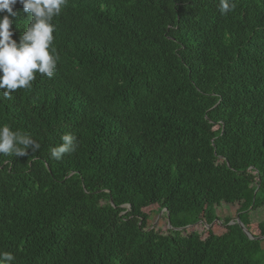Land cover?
Wrapping results in <instances>:
<instances>
[{"label":"trees","instance_id":"obj_1","mask_svg":"<svg viewBox=\"0 0 264 264\" xmlns=\"http://www.w3.org/2000/svg\"><path fill=\"white\" fill-rule=\"evenodd\" d=\"M68 0L51 78L5 97L0 124L40 150L0 154V251L14 264H264V0ZM13 39L30 20L15 6ZM72 133L61 160L50 149ZM172 229L150 228L145 209ZM205 231V230H204Z\"/></svg>","mask_w":264,"mask_h":264},{"label":"clouds","instance_id":"obj_2","mask_svg":"<svg viewBox=\"0 0 264 264\" xmlns=\"http://www.w3.org/2000/svg\"><path fill=\"white\" fill-rule=\"evenodd\" d=\"M68 0H0V90L5 97L18 89H30L39 73L51 78L56 70L59 55L53 47L56 26L53 19L59 16ZM22 5L29 14L26 30L13 39L14 8ZM232 0H219L220 13L232 11ZM40 144L31 134L13 131L8 124H0V154L6 156H28L40 150ZM76 148V137L72 133L61 136V143L51 147L50 157L61 160ZM15 256L9 251H0V264H14Z\"/></svg>","mask_w":264,"mask_h":264},{"label":"rangeland","instance_id":"obj_3","mask_svg":"<svg viewBox=\"0 0 264 264\" xmlns=\"http://www.w3.org/2000/svg\"><path fill=\"white\" fill-rule=\"evenodd\" d=\"M238 207H239L238 205H234V206L222 205L221 207L218 208V211H217L219 220L216 223H214L211 227H205V228L202 226L191 227L187 229V232L188 233L199 232L200 234H202L203 237H206L207 235L206 232L208 230H212L213 233H215L216 235H221L225 232L224 220L230 219L232 220V222H234L238 219L237 218ZM145 213L150 216L149 218L150 228H155V230H158V231L161 230V232H164L166 229L169 228L168 221L165 217L164 212L159 211V208L157 206L145 209ZM251 220L252 222H254L253 226L251 227L253 230V233L255 235H258L259 232L257 231V224L260 221L264 220V213L251 216ZM262 244L264 247V241Z\"/></svg>","mask_w":264,"mask_h":264},{"label":"water","instance_id":"obj_4","mask_svg":"<svg viewBox=\"0 0 264 264\" xmlns=\"http://www.w3.org/2000/svg\"><path fill=\"white\" fill-rule=\"evenodd\" d=\"M163 212H165V211H163ZM216 222H217V221H216ZM216 222H214V223H216ZM229 225H230V226L239 225L240 228L242 229V231L245 233V235H246L249 239H251V240H253V239H259V240L264 241V237L254 238V236L248 231V229H247V228L241 223V221H240L239 219H237V220L234 221V222H230ZM168 226H169L170 229H172V227H171V225H170V222H168Z\"/></svg>","mask_w":264,"mask_h":264}]
</instances>
